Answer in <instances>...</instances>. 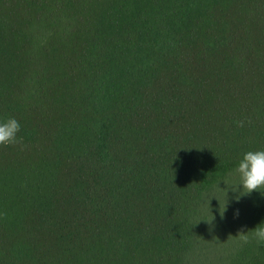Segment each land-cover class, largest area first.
<instances>
[{
  "label": "trees",
  "instance_id": "trees-1",
  "mask_svg": "<svg viewBox=\"0 0 264 264\" xmlns=\"http://www.w3.org/2000/svg\"><path fill=\"white\" fill-rule=\"evenodd\" d=\"M8 117L0 264H264V0H0Z\"/></svg>",
  "mask_w": 264,
  "mask_h": 264
},
{
  "label": "clouds",
  "instance_id": "clouds-1",
  "mask_svg": "<svg viewBox=\"0 0 264 264\" xmlns=\"http://www.w3.org/2000/svg\"><path fill=\"white\" fill-rule=\"evenodd\" d=\"M20 130L21 125L14 117L0 119V145H9L18 142V133ZM231 177L236 178L235 182H233ZM221 182L226 186L223 189H226L225 196L227 197V193L231 191L233 193L232 200L235 202H238L241 197L253 191L264 193V148L249 150L243 153L236 167L229 173V177ZM221 182L217 184V187ZM224 211H226V204ZM250 231L251 235L258 242H264V226H257ZM240 238L244 242H247L248 235L243 233Z\"/></svg>",
  "mask_w": 264,
  "mask_h": 264
}]
</instances>
